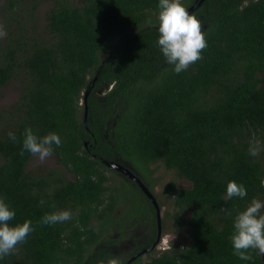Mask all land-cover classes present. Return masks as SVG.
<instances>
[{"label": "trees", "instance_id": "16d2710c", "mask_svg": "<svg viewBox=\"0 0 264 264\" xmlns=\"http://www.w3.org/2000/svg\"><path fill=\"white\" fill-rule=\"evenodd\" d=\"M182 3L207 47L176 74L148 23L157 0H0V90L21 86L18 101L0 107V196L16 211L10 223L31 220L34 229L0 264H264L251 249L252 261L240 260L229 240L235 213L264 201V0ZM25 127L60 135L58 167L29 169ZM107 161L132 169L154 195L158 168L173 173L164 192L183 240L156 250L155 205L130 177L113 184ZM233 180L245 199L227 198ZM64 209L69 221L40 222ZM125 217L153 233L120 260Z\"/></svg>", "mask_w": 264, "mask_h": 264}, {"label": "clouds", "instance_id": "9594fccd", "mask_svg": "<svg viewBox=\"0 0 264 264\" xmlns=\"http://www.w3.org/2000/svg\"><path fill=\"white\" fill-rule=\"evenodd\" d=\"M157 8L156 20L148 23L154 24L159 33L156 44L165 62L172 66L174 73L180 74L202 59V50L207 47L205 32L202 31L200 19L189 13L182 0H157ZM6 35L4 26L0 25V39ZM21 137L22 153L26 151L40 161L51 157L54 149L62 146V139L56 132L40 136L31 127H25ZM8 138L12 142L17 141L14 132H9ZM249 154L256 156L258 151L255 147H250ZM225 193L228 199H245L248 195L246 186L234 180L227 183ZM40 203L43 204L44 201L41 200ZM15 216V209L0 196V261L10 255L34 230L31 220L10 223ZM71 218V211L64 209L45 213L40 222L43 225H54ZM229 240L233 254L242 261H252L250 249L264 256V201L253 197L245 208L235 213ZM111 264L118 262L113 260Z\"/></svg>", "mask_w": 264, "mask_h": 264}, {"label": "rangeland", "instance_id": "374dc122", "mask_svg": "<svg viewBox=\"0 0 264 264\" xmlns=\"http://www.w3.org/2000/svg\"><path fill=\"white\" fill-rule=\"evenodd\" d=\"M52 6L51 2H45L41 8L42 14L45 15V12ZM1 24V17H0ZM20 82L13 81L8 84L3 90H0V107L2 109L11 107L14 105L19 97H20ZM103 90H99V94L101 95ZM120 163V162H119ZM125 165V164H124ZM126 166V165H125ZM58 167V163L56 161V157L52 155L44 161H40L37 157L32 156V159L29 164V169H52ZM112 171L109 172V175L112 177L113 184H121L122 181L127 182L126 175L118 170L111 168ZM115 172H114V171ZM117 172V173H116ZM156 177H159V181L156 183L157 185L154 188L155 196L162 207V218H163V229L161 235L158 237V243L156 246V250H163L164 248L170 247L172 244L179 243V241L183 240L184 236L179 235L176 229H179L173 220L171 219L170 213L172 212V199L168 197V194L164 192L165 185L169 182V180L173 177V173L171 171H167L165 167L158 168L157 172L154 173ZM181 186H191V182L185 179L179 180L177 179ZM126 215V213H125ZM125 217L122 221H124V228L121 231L122 236L119 242L120 245H115L114 249L117 251V259H123L126 257L134 248L141 244V242H147L151 239L153 229L152 224L147 223L144 224L135 219L126 220ZM116 236H119L117 233ZM153 254H156L154 252ZM148 254H144L143 259L147 260Z\"/></svg>", "mask_w": 264, "mask_h": 264}, {"label": "water", "instance_id": "95a60500", "mask_svg": "<svg viewBox=\"0 0 264 264\" xmlns=\"http://www.w3.org/2000/svg\"><path fill=\"white\" fill-rule=\"evenodd\" d=\"M203 0H201L202 2ZM194 8H190L189 9V13L193 10ZM89 95V91H87L86 96H85V102H86V116H85V122L87 121V113H88V103H87V98ZM106 164L113 168L116 169L122 173H124L126 176L130 177L137 185H139L142 190L144 191V193L149 197V199L152 201V203L155 205L156 209H157V218H158V227H159V236L161 235V230H162V213H161V208L159 205V202L157 200V198L155 197V195L153 194V192L149 189V187L142 181V179L136 174L134 173V171H132V169H130L129 167L125 166L122 163H119L117 161H107ZM157 244V243H156ZM149 249H143L140 253H138L137 255H135L133 258H136L138 255L148 251ZM131 260L128 261V263H130Z\"/></svg>", "mask_w": 264, "mask_h": 264}, {"label": "flooded vegetation", "instance_id": "af4514ba", "mask_svg": "<svg viewBox=\"0 0 264 264\" xmlns=\"http://www.w3.org/2000/svg\"><path fill=\"white\" fill-rule=\"evenodd\" d=\"M116 170V169H115Z\"/></svg>", "mask_w": 264, "mask_h": 264}]
</instances>
